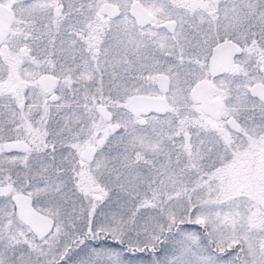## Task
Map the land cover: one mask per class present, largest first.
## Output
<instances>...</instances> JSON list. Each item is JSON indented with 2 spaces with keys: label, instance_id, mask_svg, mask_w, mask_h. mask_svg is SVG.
<instances>
[{
  "label": "snow or ice",
  "instance_id": "snow-or-ice-1",
  "mask_svg": "<svg viewBox=\"0 0 264 264\" xmlns=\"http://www.w3.org/2000/svg\"><path fill=\"white\" fill-rule=\"evenodd\" d=\"M0 264H264V0H0Z\"/></svg>",
  "mask_w": 264,
  "mask_h": 264
}]
</instances>
